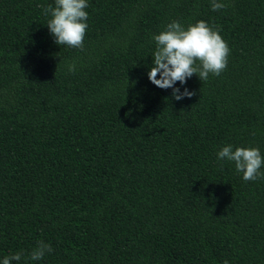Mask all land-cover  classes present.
Listing matches in <instances>:
<instances>
[{
	"label": "trees",
	"instance_id": "obj_1",
	"mask_svg": "<svg viewBox=\"0 0 264 264\" xmlns=\"http://www.w3.org/2000/svg\"><path fill=\"white\" fill-rule=\"evenodd\" d=\"M217 2L88 0L79 50L54 42V0H0V261L264 264V178L217 159L264 156V0ZM173 20L230 49L179 101L147 76ZM39 241L53 251L32 261Z\"/></svg>",
	"mask_w": 264,
	"mask_h": 264
},
{
	"label": "clouds",
	"instance_id": "obj_2",
	"mask_svg": "<svg viewBox=\"0 0 264 264\" xmlns=\"http://www.w3.org/2000/svg\"><path fill=\"white\" fill-rule=\"evenodd\" d=\"M88 0H54V6L44 8L45 16H50L46 25L57 45L83 50L88 28ZM226 5L212 0L211 8L219 11ZM155 51L152 55L154 66L147 73L149 81L158 88L172 89L177 101L194 95L185 88L182 92L174 87L176 82L184 85L193 75L206 81L209 75L219 76L227 67L230 49L219 34L207 22L200 20L186 28L178 21L168 23L163 31L153 36ZM75 71V64L68 66ZM159 75V78L157 76ZM218 161L233 162L237 173H242L244 181L264 178V156L256 147H236L226 145L217 152ZM53 251L50 244L39 241L30 252L29 259L41 260ZM22 253L5 256L0 264H14L21 260ZM223 264H229L227 260Z\"/></svg>",
	"mask_w": 264,
	"mask_h": 264
}]
</instances>
